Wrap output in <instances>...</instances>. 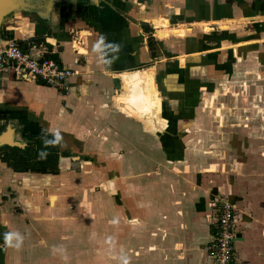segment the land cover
<instances>
[{"label": "crops", "instance_id": "1", "mask_svg": "<svg viewBox=\"0 0 264 264\" xmlns=\"http://www.w3.org/2000/svg\"><path fill=\"white\" fill-rule=\"evenodd\" d=\"M136 2L137 8L141 10L144 5L141 4L140 7L138 0ZM78 5L80 10L94 7L96 11L104 12L99 13L103 14L102 17H88L86 14L89 10H86L81 17L73 18L68 11L69 7L64 6L61 8L64 10L63 14L54 21L59 27H65L66 31L75 32L77 36L66 38L52 34L45 39L53 43L54 47H51L50 52L56 53L62 64L75 71L70 78L69 93L64 94L69 96L68 100L61 103L49 101L44 92L59 91L43 83L24 79L21 74L6 73L8 80L0 75V81L3 80L0 86L11 90L10 105L27 106L29 115H33V118L37 116L41 125L47 121L45 125L48 132L38 136V141L43 145L40 150L47 151L57 145V141L46 145L45 140L55 141L54 134L61 132L60 139L65 144L62 150H76L81 155L91 156L87 150L92 148L98 154L96 159L99 167H107L100 149L96 148L100 146V141L96 138L94 140L95 134L94 137L91 136L94 130L100 137L110 136V140L114 138L112 149L118 153H129L130 148H134V141L139 142L138 137L134 138V135L138 136L134 133L137 128L128 123L122 124L121 114L141 122L146 120L157 131L167 125L166 119L161 117L163 106L161 107L160 102L163 100L156 82L160 77L158 68L161 66L164 69L161 75L162 85L165 86L162 88L163 94L185 93L189 98L183 101L184 104L196 112L192 115L193 113L184 111L180 124L191 125L197 132L204 125L205 117L211 113L214 118H220V114L213 111L204 114L205 110L198 107L199 103L206 100V96L203 97L206 92L211 93L215 99L216 92L219 91L223 103L227 101L230 104L226 115L224 114L226 118L222 116L221 119L226 120L229 128L226 132L229 142L226 150L231 155L226 154V161L223 162L205 163L202 156L192 151L193 158L190 160L184 157L185 161L180 160L182 168L176 167L177 170L153 162L148 166L151 170H141L140 176L133 173L131 177L119 175L115 182L120 183V200L88 195L84 198L85 203L83 198L81 201L84 206L83 213L81 212L83 215L74 210L76 186L70 183L72 187L68 190L66 188L69 183L67 178L70 177L68 172L64 170L50 176L42 166H47L49 160L42 159L37 165L29 166V162L25 161L29 170L38 171L34 175L37 180L33 181L38 184V191L41 192L38 193L37 207L41 213L45 211V214H39L38 232L58 230V226H63V219L67 221V225H64L66 231L74 232L82 229V224L91 215V211H96L99 212V228L102 233L87 235L89 242L95 244L92 246L84 240L75 242L74 238L60 242V250L55 251V256L47 260L41 257L33 259L29 255L25 247L32 245L34 239L29 242L27 236L22 241L24 248L18 261H14L12 256L13 247L5 245L0 249V264H35L37 259L38 264H213L205 246L216 234L220 198L230 201L235 207L234 264H264V0H152L149 5V10L153 9L151 17L145 18L150 21L152 28V19L166 16L170 27L189 29L183 36L184 39L172 38L165 41L164 45L159 41L158 50L153 55H150L146 42L138 48L139 45H136L133 38V25L136 26V22L123 16L131 14L132 7L123 13V1L120 4L104 0L100 5L91 6L88 2ZM176 22L179 23L177 26L171 25ZM35 24L32 23L27 31L25 29L29 38V41L25 39L27 43L34 36ZM185 24L191 27L182 26ZM205 24L209 25L208 30L211 31L203 32ZM21 28L11 25L8 30L5 29V35L14 34V29L17 33L25 34ZM66 44L74 56L67 58L65 62L63 46ZM141 50L144 54H140ZM140 66L146 68L135 69ZM148 69L152 70L161 101L156 103L153 112L144 114L131 106V101L126 96V84L117 74L135 70L145 73ZM208 74L219 79L225 76L226 86L214 83L216 80L205 83ZM121 88L124 89L123 92ZM220 88L226 90L221 92ZM58 112L63 116L60 120L57 118ZM77 119L81 127L80 133H89L90 138L93 137L91 142L89 137L81 143V140H71L63 134L68 129L59 130L61 120L63 123L71 121L66 126L76 128ZM125 135L133 136L126 139ZM93 140L95 148L91 147ZM164 143L166 145L167 141ZM204 148L209 150L214 145ZM72 158L80 157L76 155ZM115 158L114 165L120 170L118 173H121L125 168L121 161L123 159ZM180 161L177 160L175 164ZM68 163L69 160H66L65 165L61 164L60 167L69 168ZM83 163L90 165L86 159ZM38 165L42 168L39 169ZM128 169V172L134 171L133 166L126 165L125 170ZM87 182L91 183L85 178L83 181L75 180L74 183H82L84 189ZM59 183L65 185L66 190L63 186L56 187ZM125 190L131 191L130 197L124 196L127 194ZM43 194L46 197L48 195L46 203L51 207V215L40 206ZM115 194L118 195V192ZM117 197L119 196H115ZM108 204L114 206L113 217L107 208ZM95 226L97 227L96 224ZM86 227L89 226L86 224ZM30 228L35 229L33 226ZM38 241V246H45L42 243L44 239ZM53 242L56 243L55 240Z\"/></svg>", "mask_w": 264, "mask_h": 264}, {"label": "rangeland", "instance_id": "2", "mask_svg": "<svg viewBox=\"0 0 264 264\" xmlns=\"http://www.w3.org/2000/svg\"><path fill=\"white\" fill-rule=\"evenodd\" d=\"M104 2V0H102ZM105 1H110L112 2V4L114 3V1L118 4H120L121 1H123V10L122 12H127L128 10H130V7H132V12H130L131 14H124L123 16L126 18H129L132 21L136 22V26L133 25L134 28V41H136V45H139V47L143 46L146 42L147 45V36L148 33L144 30V27L142 25L143 22L149 23L150 25V21L145 20V18H149L151 17L152 14V10H149V5L152 4V0H138L139 6L141 7L143 4V8L141 10H139V8H137V2L136 0H105ZM154 1V0H153ZM80 0H69L67 3L61 4L63 6L69 7L68 11L71 12L70 16H72L73 18H77V16L81 17V14H84L83 12H85L86 10H89L88 13L86 14V16L89 17H102L103 14H99L104 12L103 10L100 11H96L94 7H88L86 9L80 10L77 6H79L78 4H80ZM81 3H86L85 1H82ZM156 3V1H155ZM60 5V6H61ZM115 9V7L113 8ZM118 9V8H117ZM127 10V11H126ZM96 11V12H95ZM106 11V10H105ZM64 12L63 9H54L53 12L51 13L50 16V22L49 23V29L52 30V34L56 37L58 36H64L66 38H72L74 35L77 36V34L75 32H68L66 31V29L59 27V24L56 21V18L60 15H62ZM123 12V13H124ZM78 13V15H76ZM85 15L84 18L88 19ZM134 16V17H133ZM166 17V16H165ZM79 19V18H78ZM39 20V18H37L35 15H30L27 13H22V14H16L14 15H10L8 18L5 19L4 23H3V27H8V26H21L23 33H25V29L27 31V29H29L32 26V23H36ZM55 20V21H54ZM77 20V19H76ZM73 20V21H76ZM179 23H171L172 26H177ZM183 24V23H182ZM182 26H189V25H182ZM193 26V25H192ZM136 27V28H135ZM169 28H174V27H170V25L168 26ZM191 27V26H189ZM197 27V26H194ZM156 30L158 29V27H153ZM155 29H153V36L155 37L156 42L154 45V53L155 51L158 50L159 46L158 44L160 43L159 41H161V44H165V41H170V39H175V40H180V39H184V37H179V36H169L167 38L164 39H158V35H157V31L155 32ZM10 31V30H9ZM12 31V30H11ZM211 30L208 31H204L203 32H209ZM155 32V35H154ZM14 34H11L9 37V39L11 38V36L16 37V41L18 42L19 40L22 42H25V39L29 38L27 37L26 33L25 34H20L17 33L14 29L13 31ZM131 33L133 34V30L131 31ZM35 33H33L34 35ZM23 35V36H22ZM32 39V38H31ZM30 39V42L26 43V45L28 46L27 49L31 46V45H35L34 42H32V40ZM46 39V38H45ZM45 42H48L47 40H45ZM45 42H41L38 45H42L43 48L46 49V43ZM37 44V43H36ZM53 46V43H50ZM59 44V43H58ZM212 44V43H210ZM148 46V45H147ZM47 51V50H46ZM63 53H64V61L66 62L68 59L67 58H73V53L70 50L69 45H64L63 46ZM150 55H152L151 51H149ZM140 54H144V52H142ZM153 64L155 65V63L153 62ZM141 67V66H140ZM139 67V68H140ZM160 71L158 73H160V77L158 78V81L156 79L157 85H158V89L160 90V94L162 97L163 102H160V97L158 94V90L156 88V84L154 81L153 84V92L152 95L153 96V103L151 105V110L150 111H154V107L156 105V103L161 104V107L163 106L162 109V116L164 119H166V123L167 125L163 128H161V130H156L154 127H151L148 121L144 120L143 122L139 121V120H133L132 118H126V116L124 114H121L120 117L123 118L121 119L123 121L122 124H131L133 127L136 126V131L134 130V133L137 134L138 136L134 135V138L136 139L137 137L139 138V142L134 141V148H130L129 153H127V151H125V154L118 153V151H115L114 149H112L113 146V139L110 140V136H107L106 138L104 137H100L98 134H96V131H92L93 134L91 136L94 137V134L96 135L94 137V140L96 138V140H99L101 144H99L100 146H97L96 148L100 149V152L102 154V156H104V164L107 163V167L106 166H101L98 165V160L96 159V152H94L91 148V150H87L91 153V156H87V155H81L80 153H78L76 150H67V149H61L63 147V141L62 139H60L59 141H57V145H54V147L52 146L50 150H40L41 147L43 148V145H41V141H38V136L44 135V133L48 132L47 130V126L45 124H47V121L43 123V125H41V122L38 121V117L36 116L35 118H33V115L30 116L29 115V109L27 106H17L12 103L11 105L9 104V96L11 93V90L9 88L2 87L0 86V130L3 129V126L5 125L6 122H8L9 124H15L17 125V139L24 141L27 145L25 146L27 155H25V161L29 162V164H27L28 166L33 164V165H37L42 159L44 160H49V162H47V166H43V168L46 170V172L51 176L58 173L63 172L64 170L66 172H68V174L70 175V177L67 178V182L68 186L66 187L67 190L69 188H71L72 184H74V186H76L74 188V192H76L75 196V200H73L74 202V210L75 213H79L82 214V208L84 207L82 204V198L84 200V198L86 199V197L89 196H93V197H99V195L101 197H107L108 199H114L119 201L120 200V183L116 184L115 182V178L119 175H123V176H132L133 175L140 176V172H142L141 170L145 171V170H151L148 169V166L150 163H158L157 165H168L169 168H172V170H177L178 168H182V161L180 160H184V157H187L188 159H192V151L197 154H199V156H202V161L205 163H219V162H223L225 160V158H227V155H231L227 149L228 147V137H227V131H228V127H227V122L226 120H222L221 117L224 116L225 117V113L227 112V107L230 106V104L228 105V103L224 102L223 103V99L221 96V93L219 91L216 92L215 95V99H213V96L211 95V93H205V95L203 97L206 96V100L203 101V103H199L198 107L201 109H204L205 112H203V110H200V112H203L204 114H207L210 112H215L220 114V118H214L213 114L211 113L210 116L208 115V117H205V122L203 126L199 127V130L197 132H195L193 130V127H191V125H183L180 124V121L182 118V115H184V111H187V113H193L192 115H195L196 112L195 110L192 108H187V106L184 104L183 101L187 100L189 97L184 93V94H180V95H173L172 93L170 94H163L162 88H165V86H163V81H162V70L163 67L160 66ZM157 71V70H156ZM0 75L2 77L5 78V80H8V75L5 72L0 73ZM18 82H23L20 81L19 79H16ZM205 83L211 82L213 80L214 83H220L221 87H225L226 86V77L222 76L220 79L208 74V76L205 78ZM208 80V81H207ZM28 83V82H26ZM0 84H3V80L0 81ZM210 84V83H209ZM33 85V84H32ZM225 88H220V91L222 92V90ZM226 90V89H225ZM121 91L123 92L124 89L121 88ZM120 91V92H121ZM167 92V91H164ZM46 93V97L49 101L51 100H55L57 102H62L63 100H68L69 96H64V93L62 92H53V91H46L44 92ZM13 102V101H12ZM64 106V103H62ZM126 104V103H125ZM60 105V104H58ZM127 105V104H126ZM154 106V107H153ZM186 106V108H185ZM201 106V107H200ZM131 108V107H130ZM153 108V109H152ZM198 108V109H199ZM132 109V108H131ZM184 109V110H183ZM198 112V110H197ZM126 113V112H124ZM195 113V114H194ZM57 114V118L60 120L62 119L63 116H61V114L58 112ZM55 114V116H56ZM225 114V115H224ZM119 115V114H118ZM160 117V119H161ZM226 118V117H225ZM64 121L61 120V122L59 123V127H60V131H62V129L65 128V130H69L67 132L63 131V134L66 136H69V138L71 140L76 139L77 142L79 140L80 143L82 141H84L85 138H90L89 133L83 135L82 133H80L79 128L80 125L77 119L76 121V125L74 128L72 125L70 126H66L69 125V123H63ZM103 125V124H102ZM183 125V126H182ZM104 126V125H103ZM46 127V128H45ZM78 127V128H77ZM104 128V127H103ZM203 128V129H202ZM130 132H128L129 134ZM56 134V133H55ZM54 134V136H55ZM61 134V132H59V135ZM130 136V135H129ZM128 135H125V138L127 139V137H129ZM133 135H131L129 137V139L132 137ZM84 137V138H83ZM93 137H91L89 139V142L92 141ZM94 140L91 144V147L95 146L94 144ZM164 141H167V144L165 145ZM264 142V139L262 140ZM104 143V144H103ZM106 143V144H105ZM210 145H214V148L212 149H205L204 146H210ZM104 146V147H103ZM130 146V145H128ZM127 146V147H128ZM184 146V147H182ZM90 148V147H88ZM184 148V149H183ZM207 148V147H206ZM187 149V152H184V150ZM13 154L14 151H11ZM20 152V151H19ZM228 152V153H227ZM41 153H46L45 156H41ZM2 153H0L1 155ZM119 154V155H118ZM186 154V155H185ZM49 157H48V156ZM79 156V159H73V156ZM185 155V156H184ZM195 155V154H194ZM16 156V155H14ZM115 157H118L124 164V169L122 170L123 172L118 173V170L114 164H116L115 161ZM1 158V157H0ZM9 159V158H8ZM23 159V160H24ZM86 159V161H89L90 165H85L83 163V161ZM10 160H12V158H10ZM69 160V168L67 167H63V169L60 167L61 164L65 165V161ZM180 161L177 164L176 161ZM226 161V160H225ZM16 163L17 160H16ZM162 163V164H161ZM84 164V165H83ZM41 165H38V168L41 169ZM126 165L128 166H133L134 167V171L133 172H128V170L126 169ZM153 165V164H152ZM96 166V167H95ZM111 168H110V167ZM177 167V169H175ZM116 168V169H115ZM158 171V169L156 170ZM162 170H160L161 172ZM17 173V171H15ZM38 173V171H28L22 172V173H18L16 177H18V179H20V185L15 184L14 182L11 183V190L13 191L12 194V198H11V205H10V209L11 212H9L7 215H2L0 214V231H1V237L0 240H2L3 234L6 232H19L22 237L23 240H25V238L28 236L29 237V242L30 239H34L29 247H25V250L29 253V255L31 254V257H33V259H35V257H41L45 260L47 259H51L52 257L55 256V251L60 250V248L58 247V245H60V242L63 241H67L72 240L73 238L75 239V242H80L83 241L86 244H89L90 246L95 245L93 243H90L89 240L87 239V235L89 236L91 235H98L100 233H102V230L99 228V222L101 220H99V212L96 211H91V215L88 217H86V224L89 227H86V224L83 223L82 224V229H76L73 231H66V227H64V225H67V221L65 219H63V226H58V230H54L53 232H38V217H41L40 215L42 213L45 214V211L43 210L42 213L38 210V193L41 194L40 191H38L40 188H38V184H34L33 181L34 179L37 180V178H35V174ZM65 173V172H64ZM63 173V174H64ZM5 172L3 171V165L0 164V178H2V175H4ZM98 175H101L100 177H98ZM142 176L144 174H141ZM160 175V173L158 174ZM91 181V183H86L85 188L82 189L83 184H77L74 183L75 180L78 181L79 179L83 181V179ZM7 182V181H6ZM71 183V185H70ZM79 183V182H78ZM3 185V184H2ZM0 185V186H2ZM5 186V184H4ZM63 189L66 190L65 185H62L59 183V185H57L56 187H62ZM55 187V189H56ZM60 190V189H59ZM1 191H4V188L2 186ZM118 192V195L115 194V192ZM82 192V193H81ZM127 193L124 196H128L130 197L131 191H126ZM66 193V191H65ZM48 194H49V190H48ZM44 196L41 198L42 200V204L40 206H43L42 208H44L45 210L49 211L47 213H51L50 211V205L47 204L46 202L48 201V195L46 197L45 194H43ZM115 196H119L117 198H115ZM24 199H26V201L24 202ZM107 199V200H108ZM85 203V200H84ZM89 207V205H88ZM48 208V209H47ZM93 208V207H92ZM107 208L110 209L109 212L112 213V217H113V212H114V206L113 204H108ZM82 212V213H81ZM108 213V215L110 216V214ZM96 214V216L94 214ZM40 214V215H39ZM43 214V215H44ZM53 214V212L51 213ZM50 214V215H51ZM83 215V214H82ZM46 216V215H45ZM49 216V215H47ZM102 219V218H101ZM81 221V220H80ZM113 222V221H112ZM6 223L9 224L10 228L9 230L4 231L3 228L5 227ZM95 224L97 225V227L95 226ZM35 228L32 229L30 227ZM94 228V229H93ZM99 228V230H98ZM2 229V230H1ZM32 229V232L30 233V230ZM37 229V230H36ZM90 229V230H89ZM96 229V230H95ZM37 231V232H36ZM104 233V232H103ZM24 235V236H23ZM38 239H44V241L42 242L43 247L38 246ZM22 240V241H23ZM53 240L56 241V243L53 242ZM52 241V243H51ZM36 243V244H35ZM22 244V243H21ZM40 245V244H39ZM37 246V247H34ZM24 248V247H23ZM22 245L19 248L13 247L11 249L12 251V256L14 258V261H18L17 259L21 254V250H23ZM96 248V247H95ZM29 255L27 256V258L29 257ZM16 257V258H15ZM12 258V259H13ZM36 258V259H37ZM21 259V258H20ZM23 260V259H22ZM26 261L28 262V259H26ZM24 262V261H23ZM22 262V263H23ZM35 264H38V259L37 262L34 261ZM13 264V263H12ZM28 264V263H26ZM30 264V263H29Z\"/></svg>", "mask_w": 264, "mask_h": 264}, {"label": "built area", "instance_id": "3", "mask_svg": "<svg viewBox=\"0 0 264 264\" xmlns=\"http://www.w3.org/2000/svg\"><path fill=\"white\" fill-rule=\"evenodd\" d=\"M46 50L42 45H31L24 50L16 37H11L0 45V73L26 74L30 81L43 83L64 94L69 93L70 78L75 71L55 59L45 57ZM219 202L216 234L206 244L205 250L213 264H234L235 207L224 198H220Z\"/></svg>", "mask_w": 264, "mask_h": 264}, {"label": "flooded vegetation", "instance_id": "4", "mask_svg": "<svg viewBox=\"0 0 264 264\" xmlns=\"http://www.w3.org/2000/svg\"><path fill=\"white\" fill-rule=\"evenodd\" d=\"M161 18H165V17H161ZM17 131H18L17 125L9 124L8 122H6L5 125L3 126V129L0 130V134L2 133L6 137L12 139L13 141H17L20 143L18 145L4 143L0 146V153H2L0 155L1 157L0 164L3 165V171L5 172V174L2 175V178H0V185L3 184L2 186L4 188V191H1L2 186H0V214L2 215H7L9 212H11L10 200L13 194V191L11 190V186H12L11 183L14 182L17 185H20L21 181L20 179H18V177H16L17 174L22 172L26 173L27 170H29V167H26L24 163L25 155H27L26 152L27 149H25V146L27 144L24 141L17 139L16 137ZM11 151H14L15 154H13ZM10 158H12V160H10ZM16 160L18 163H16ZM15 171H17V173ZM29 171L32 170L30 169ZM9 228H10L9 224L6 223L5 227L3 228L4 231L2 232H5L6 230L8 231ZM0 237H1V231H0ZM4 247H5V242H4V234H3L2 240H0V249Z\"/></svg>", "mask_w": 264, "mask_h": 264}, {"label": "bare ground", "instance_id": "5", "mask_svg": "<svg viewBox=\"0 0 264 264\" xmlns=\"http://www.w3.org/2000/svg\"><path fill=\"white\" fill-rule=\"evenodd\" d=\"M152 24L153 27H158L157 35L160 39L169 36L183 37L185 33L189 31L186 27L169 28V21L167 18H154L152 19ZM208 26L209 25L205 24V31H208ZM121 76L126 84V96L131 101V106L140 113L145 114L149 112L151 110L152 98L155 96L152 95L154 84L152 70L148 69L145 73L141 70L123 72Z\"/></svg>", "mask_w": 264, "mask_h": 264}, {"label": "water", "instance_id": "6", "mask_svg": "<svg viewBox=\"0 0 264 264\" xmlns=\"http://www.w3.org/2000/svg\"><path fill=\"white\" fill-rule=\"evenodd\" d=\"M68 1L69 0H0V45L9 39V37L6 36L5 33L8 30L7 28H9L10 26L3 27V23L5 19L8 18L10 15L15 16L16 14H22V13L35 15L37 18H39L40 20L44 21L47 25H49L48 22H50L49 20H50V16L53 10L64 8V6L61 4L66 5L65 3H67ZM80 1L88 2L91 4V6L100 5L102 2L101 0H80ZM83 4L84 3H82V5ZM150 66L152 65H149V67ZM143 68H146V67H140V68H135V69H143ZM121 72L117 74V76L120 79H122ZM21 76L24 79H28L26 74L24 75L21 74ZM4 143L17 144V145L20 144L19 142L13 141L12 139L6 137L4 134L1 133L0 134V146Z\"/></svg>", "mask_w": 264, "mask_h": 264}, {"label": "trees", "instance_id": "7", "mask_svg": "<svg viewBox=\"0 0 264 264\" xmlns=\"http://www.w3.org/2000/svg\"><path fill=\"white\" fill-rule=\"evenodd\" d=\"M142 25L144 27V30L148 33L147 45H148L149 51H151L152 52L151 54L153 55L154 54V45L156 42V39L152 34L153 28L149 25V23H146V22H143ZM34 33L35 34L32 37V42L37 43V44H39L41 42H45L46 37L52 36V32L48 28L47 24L40 19L35 24ZM45 43H46L48 52H46L44 54V56L47 58H52V59L59 61L58 55L56 53L50 52L52 45L50 43H47V42H45ZM18 44L24 50H26L28 47L25 42H22L20 40L18 41Z\"/></svg>", "mask_w": 264, "mask_h": 264}, {"label": "clouds", "instance_id": "8", "mask_svg": "<svg viewBox=\"0 0 264 264\" xmlns=\"http://www.w3.org/2000/svg\"><path fill=\"white\" fill-rule=\"evenodd\" d=\"M116 47L118 48V46H116ZM59 140H60V135L57 132L55 134V141L45 140V144L47 145V144L54 143V142L59 141ZM45 155H46V153H41L42 157ZM22 240H23V237L19 232H6V233H4L5 245H7L9 247L19 248L21 246ZM14 241H15V243H14Z\"/></svg>", "mask_w": 264, "mask_h": 264}]
</instances>
